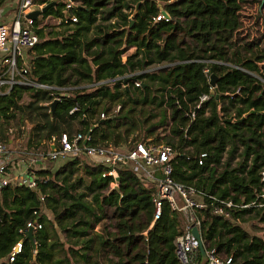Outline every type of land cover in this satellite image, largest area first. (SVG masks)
Segmentation results:
<instances>
[{
    "label": "trees",
    "instance_id": "1",
    "mask_svg": "<svg viewBox=\"0 0 264 264\" xmlns=\"http://www.w3.org/2000/svg\"><path fill=\"white\" fill-rule=\"evenodd\" d=\"M74 1L69 13L77 21L46 32L42 22L62 19L66 0H32L52 4L38 8L40 41L28 49L31 76L74 88L72 95L52 112V103L44 105L48 91L13 86L0 95V141L11 144L28 131L26 151L33 145V152L63 133H90L92 146L165 143L174 150L176 181L251 200L264 165V49L233 42L244 0ZM160 14L168 20L155 21ZM203 152L208 158L199 166ZM88 158L54 170L30 167L33 188H0V264H178V213L165 202L152 224L155 186L121 167L112 188L104 166ZM196 216L206 246L233 254L236 264H264V235L254 222L264 214L243 216L244 226L236 214ZM18 242L21 251L9 262Z\"/></svg>",
    "mask_w": 264,
    "mask_h": 264
},
{
    "label": "built area",
    "instance_id": "2",
    "mask_svg": "<svg viewBox=\"0 0 264 264\" xmlns=\"http://www.w3.org/2000/svg\"><path fill=\"white\" fill-rule=\"evenodd\" d=\"M76 5L77 2L74 0H66L63 18L57 19V23L62 20L76 22L77 18L69 13L70 8ZM33 7L35 5L32 0H20L15 20L10 25L0 23V53H4L0 59V95L8 93L16 85L35 87L49 92L52 100L44 104L48 106L54 100L60 101L63 98L70 97L74 88L41 83L31 76L30 62L23 57L21 49H30L40 41V37L33 28V23L37 18L35 12L32 11ZM38 8H43V5ZM162 19L168 20V17L165 14H160L154 18L155 21ZM135 85L139 86L140 83L136 82ZM206 98L207 96L202 97L201 101ZM199 107L200 104H197L196 109ZM104 117V114H102L101 118ZM30 126L31 124L26 123L25 129L28 130ZM90 140V133H76L72 137L63 133L59 137L54 136L38 145L39 149L40 146L47 145V150L42 148L36 152H23L25 158H12L10 156V145L13 144L15 138L13 142L10 141L11 144L0 141V160H2L0 164V188L10 184L28 185L33 188L35 181L29 177L28 170L30 167L44 168L43 163L46 160L53 162L61 160L59 165L61 166L75 157L81 158L82 155L95 158L104 166V176L113 179L112 188L117 186L116 179H118L119 169L128 167L140 176L144 182L155 186L152 199L154 204L152 224L161 217L165 202L178 213L179 226L182 231L174 242L178 264H236L234 263L233 254L226 255L216 247L205 245L200 230L201 220L196 216V212L208 210L212 216L223 219H232L233 215L236 214V218L233 220L241 226L247 224V222H243V216L248 218L255 216L257 212L263 215L264 165L259 172L261 185L252 188L254 197L251 200H247L243 193L235 197L232 191H229L225 196H218L216 188L207 191L196 188L194 185L178 182L173 178L172 157L174 150L168 144L146 140L135 143L131 147L92 146L88 144ZM207 158L208 154L206 152L200 153L197 160L198 165H203ZM236 158L238 160L234 163ZM238 161L239 157L237 156L233 159V164L236 165ZM212 165L210 164V166ZM220 170L221 167L218 168V171ZM176 197H179L181 204L176 201ZM259 220L264 222V218L260 216V218L255 219L254 222L257 226L260 224ZM248 223L250 224L251 221ZM30 226L32 229L37 227L34 223ZM193 226L198 228L201 235L206 253L205 259H202L199 242L192 234ZM21 247V242L13 247L8 258L9 262H13L15 254L21 251Z\"/></svg>",
    "mask_w": 264,
    "mask_h": 264
},
{
    "label": "rangeland",
    "instance_id": "3",
    "mask_svg": "<svg viewBox=\"0 0 264 264\" xmlns=\"http://www.w3.org/2000/svg\"><path fill=\"white\" fill-rule=\"evenodd\" d=\"M20 0L9 1L8 4L4 5L0 8V23L10 25L16 17L17 9L19 7ZM16 12V14L14 13ZM33 12H38V9L32 8ZM57 21L55 19L48 18L42 22V26H44L45 31L49 32L56 27ZM233 42L236 44H248L253 43L254 46L264 49V0H244L242 2L241 12H240V26L235 31L233 35ZM130 54L134 52V48H131L128 51ZM21 53L25 59L29 58L28 49L22 48ZM4 53H0V59L3 57ZM125 56V55H124ZM124 58V57H123ZM29 60V59H28ZM28 98L24 97L22 102H27ZM28 131H25L22 135H17L13 144L10 145L11 149V157L12 158H25L26 156L23 152H26L27 149V141L29 139ZM35 148L33 145L31 148H28L30 151H34ZM83 160L91 161L88 157L82 155ZM238 160L235 159L234 163ZM61 163V160L50 161L46 160L43 164L44 167L49 169H56ZM176 201L180 203L179 197L175 198ZM254 217V216H252ZM260 224L258 225L261 236L263 234L264 222L259 220ZM251 225L247 227L250 228ZM98 229V226L96 230Z\"/></svg>",
    "mask_w": 264,
    "mask_h": 264
},
{
    "label": "water",
    "instance_id": "4",
    "mask_svg": "<svg viewBox=\"0 0 264 264\" xmlns=\"http://www.w3.org/2000/svg\"><path fill=\"white\" fill-rule=\"evenodd\" d=\"M52 3L50 4H46L44 7H43V10H45L49 5H51ZM137 11V10H136ZM35 15H37V12L35 13ZM209 84L212 86V87H215V84H216V76H214L213 74L210 75V80H209ZM58 100H54L51 104V109H52V112L55 108V105L57 104ZM118 181V179H116V182ZM31 231L32 229H30L29 231V237H31ZM192 234L194 235V237L198 240L199 242V250H200V254H201V257L202 259H205L206 257V253H205V249H204V246H203V243H202V239H201V235L199 233V230L196 226H193L192 227Z\"/></svg>",
    "mask_w": 264,
    "mask_h": 264
},
{
    "label": "crops",
    "instance_id": "5",
    "mask_svg": "<svg viewBox=\"0 0 264 264\" xmlns=\"http://www.w3.org/2000/svg\"><path fill=\"white\" fill-rule=\"evenodd\" d=\"M33 8H34V9H38V6L35 5V7H33ZM14 13L16 14L15 11H14ZM133 48H134V47H133ZM130 49H131V48H130ZM130 49H129V50H130ZM129 50H128V51H129ZM128 51H127V53L125 54V56H124V58H123L124 60H125L126 56H127L128 54H130ZM134 51H135V48H134ZM1 162H2V160H0V164H1Z\"/></svg>",
    "mask_w": 264,
    "mask_h": 264
}]
</instances>
